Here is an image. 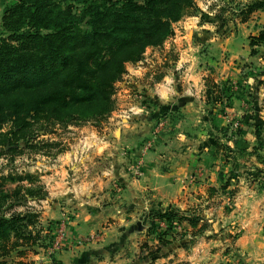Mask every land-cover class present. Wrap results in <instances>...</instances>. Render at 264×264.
I'll return each instance as SVG.
<instances>
[{
  "label": "rangeland",
  "instance_id": "374dc122",
  "mask_svg": "<svg viewBox=\"0 0 264 264\" xmlns=\"http://www.w3.org/2000/svg\"><path fill=\"white\" fill-rule=\"evenodd\" d=\"M11 1L14 0H0V36L3 35L2 11ZM249 1L197 0L198 9L172 23L173 33L161 45L146 47L134 63L125 62V72L115 83L112 95L115 107L107 119L96 122L89 118L92 110L81 106L71 113L77 118L72 124L34 125L33 138L28 144L35 145V150L25 146L23 141L14 153L9 151V144L0 146V196L11 193L16 186L29 185L26 180L4 181L2 178L8 174L35 176L38 181L32 186L41 184L48 196L47 186L55 183L62 174L68 179L77 171L80 179L85 173L75 167L81 162L80 155L89 152L98 141L112 142L121 133L125 138L130 136L137 140L133 146L124 148V162L120 163L129 172V177H142L151 164L163 170L180 164L188 170L183 176L179 197L184 205H172L168 209L157 206L142 213L131 227H126L128 234L135 232L139 225L149 240L127 235L112 245L113 251H118L114 252L116 256L121 254V257L129 258L124 264L131 260V264H138L142 259L155 264L156 259L165 257L168 244L161 247L162 251L149 253L158 246L156 239L162 232H166L165 239L174 241L179 247L182 240L190 241L180 256L173 251V246L169 249L170 253L176 254L170 260H174V264H264V259H256L263 256L258 249L253 259L235 244L246 229L258 234L257 241L261 239L260 234L264 237V131L257 154H249L253 146L258 145L254 135L255 119L264 117V45L251 53L249 37L261 29L264 14L257 10L244 23L232 19L230 14ZM221 9L225 10L224 21L217 17ZM209 83L218 84L225 91L222 104L206 103ZM124 114H127L125 118ZM9 127V123L3 125L0 132H7ZM44 129L49 131L44 132ZM216 142L234 149L227 153L229 158H224L221 150L213 157ZM114 145L110 147V160L118 154ZM92 161L94 165L86 170H99L108 160L97 155ZM213 166L230 179V186L208 197L206 187L212 182L219 185ZM93 173V170L89 171V176ZM114 185L113 190L120 191L121 184L115 181ZM196 192L206 194L203 201L194 198ZM22 194L21 190L18 198L11 196L5 201V216L37 213L35 230L40 229V240L31 248L19 247L11 251L5 257L7 263H80L72 262V257H57L67 250V223L62 233L56 231L54 223L62 222L65 215L72 212L68 211L60 220L42 224L39 216L44 210L45 198L24 199ZM87 194L83 192L82 196ZM174 209L183 214L182 221L158 219V214ZM192 215L198 219L189 223L187 220ZM201 224L204 227L198 231ZM50 230L55 232L51 234ZM101 234L99 231L87 234L79 240L80 244L100 239ZM55 241L58 247L54 249L52 242ZM139 247L141 253L138 255ZM18 250H23L22 256L17 255ZM188 255L191 260L175 261ZM113 258L115 261L116 257Z\"/></svg>",
  "mask_w": 264,
  "mask_h": 264
},
{
  "label": "trees",
  "instance_id": "16d2710c",
  "mask_svg": "<svg viewBox=\"0 0 264 264\" xmlns=\"http://www.w3.org/2000/svg\"><path fill=\"white\" fill-rule=\"evenodd\" d=\"M196 1L14 0L4 5L0 36V130L7 123L10 127L7 132H0V146L9 144V151L14 153L23 141L35 150V145L28 144L34 125L72 124L77 118L71 113L81 106L92 110L89 118L96 122L107 119L115 107L112 95L115 83L125 72V62L134 63L146 47L161 45L172 35V23L198 9ZM257 10L264 14V0L240 4L230 14L232 19L244 23ZM224 11L221 9L217 15L221 21ZM261 45H264V23L256 35L249 37L251 53ZM205 93L206 103H223L225 91L218 84H207ZM262 131L264 117L257 116L254 135L258 145L249 154L256 155L261 147ZM219 150L224 158L234 152L228 144L216 142L213 157ZM2 179L26 180L29 184L16 186L11 193L0 196V264H8L5 257L19 247H33L40 240L41 231L35 230L37 213L5 216V201L11 196L18 198L21 190L24 199H43L47 193L41 184L32 186L38 180L31 174H8ZM217 181L218 187L207 188L208 197L230 186V179L221 171L217 172ZM157 217L169 222L184 219L176 209ZM193 217L187 221L193 223L198 219ZM203 227L201 224L198 231ZM165 234L158 235V246L149 251L151 255L171 243L164 238ZM189 243L182 240L180 246L184 248ZM16 252L23 255V250Z\"/></svg>",
  "mask_w": 264,
  "mask_h": 264
},
{
  "label": "crops",
  "instance_id": "0c3cea01",
  "mask_svg": "<svg viewBox=\"0 0 264 264\" xmlns=\"http://www.w3.org/2000/svg\"><path fill=\"white\" fill-rule=\"evenodd\" d=\"M126 115H122L123 118ZM112 142L116 144L118 154L114 156L113 160H110L108 155L112 154L111 148L115 147L114 144H110ZM112 142L109 140L98 141L89 152L80 155L81 162L75 165L76 170L80 171V173L85 171V173L81 174L80 179L77 177L79 172L74 171L73 176L75 175V177H69L70 180L62 174L61 178L55 183H48V185L50 184L47 186L48 196L44 201L46 204L43 201L41 202L44 210L39 216V221L42 224L49 221H57L68 211L72 212L70 214L71 219L66 226L67 250L61 256H57L59 259L72 257V262H80L78 264H124L129 258L121 257V254L115 255L118 252L113 251L112 245L115 241L127 235L128 237L136 235L139 239L148 237L145 236V233L142 234L143 230H141L139 225L136 227L135 232L128 234L126 227H131L133 222L139 221L142 213L145 214L146 211L156 209L157 206H163L164 209H168L172 205H184V202L179 200V197H181L180 192L183 188V176H186L188 171L187 166H180L179 164L172 169L163 170L159 169V166L151 164L142 177H129V172L120 163L124 162V148L133 146L137 140L130 136L125 138L120 133ZM97 155L99 158L102 156L106 158L108 160L106 161L107 165L101 166L99 170L92 169L94 173L89 176V171L92 172V170L86 169L94 165L92 159ZM73 157H76L75 153H73ZM213 168H215L217 174V167L213 166ZM115 181L121 184L120 191L113 190L116 185H114ZM210 186L218 187L217 183L214 184L212 182L206 187V190ZM83 192L88 194L83 197ZM205 196L197 192L194 194V198L197 201H203ZM96 231L102 233L100 239L93 240L91 243L80 244V239ZM257 235L252 233L251 229H246L244 235L236 239L235 244L242 247L244 253L248 252L253 259H255L258 249L260 254L263 253V256L256 259L262 260L264 259V237L260 234L261 239L257 241ZM147 239L149 240V238ZM156 242H158L157 239ZM172 246L173 251L176 250L178 256L182 254L183 247H179L173 241L168 244V250H165L167 255L156 259L154 263L163 264L166 261L167 264H174V260L170 261L176 256V254L174 255V253L169 251ZM100 250L103 253H99ZM140 251L141 248L139 247L138 255L141 253ZM113 257H116L115 261ZM181 260H191V256L188 255L182 259L177 258L175 261ZM63 261L67 263L66 259ZM131 261L128 264H131ZM141 263L148 264V262H144V259L138 261V264Z\"/></svg>",
  "mask_w": 264,
  "mask_h": 264
},
{
  "label": "built area",
  "instance_id": "2783aa9c",
  "mask_svg": "<svg viewBox=\"0 0 264 264\" xmlns=\"http://www.w3.org/2000/svg\"><path fill=\"white\" fill-rule=\"evenodd\" d=\"M70 219H71V216L67 214V215H65V218L62 220V222H60V223H58V224L54 223V227H57V230H56V231H57L58 233H62L64 225H65L68 221H70ZM50 231H52L51 234H52L53 232H55V230H50ZM52 244H53V248H54V249L58 247V242H57V241H55L54 243L52 242ZM51 264H52V263H51ZM53 264H60V263H59V262H53Z\"/></svg>",
  "mask_w": 264,
  "mask_h": 264
}]
</instances>
